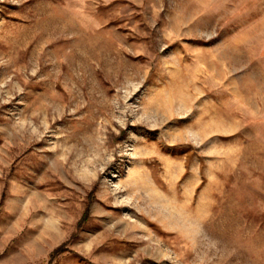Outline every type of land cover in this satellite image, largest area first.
Returning a JSON list of instances; mask_svg holds the SVG:
<instances>
[{"label": "rangeland", "instance_id": "374dc122", "mask_svg": "<svg viewBox=\"0 0 264 264\" xmlns=\"http://www.w3.org/2000/svg\"><path fill=\"white\" fill-rule=\"evenodd\" d=\"M0 264H264V0H0Z\"/></svg>", "mask_w": 264, "mask_h": 264}]
</instances>
